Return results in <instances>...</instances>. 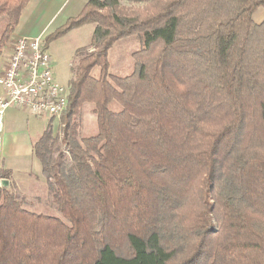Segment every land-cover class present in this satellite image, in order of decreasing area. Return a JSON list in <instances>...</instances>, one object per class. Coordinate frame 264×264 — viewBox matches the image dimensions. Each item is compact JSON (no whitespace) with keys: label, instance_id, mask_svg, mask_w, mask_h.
<instances>
[{"label":"trees","instance_id":"1","mask_svg":"<svg viewBox=\"0 0 264 264\" xmlns=\"http://www.w3.org/2000/svg\"><path fill=\"white\" fill-rule=\"evenodd\" d=\"M30 1L0 0V55ZM260 8L89 0L70 18L51 38L92 25L95 50L73 60L62 143L51 123L33 142L50 212L0 188V264H264ZM133 36V71L112 74V47Z\"/></svg>","mask_w":264,"mask_h":264},{"label":"rangeland","instance_id":"2","mask_svg":"<svg viewBox=\"0 0 264 264\" xmlns=\"http://www.w3.org/2000/svg\"><path fill=\"white\" fill-rule=\"evenodd\" d=\"M33 1L35 0H31L29 2L24 12H26L27 8L29 10V6L31 5L30 3ZM88 1L89 0H71L69 5L67 4L68 7L64 10V12H61L54 24L52 23L48 30L41 35V45L53 60V67L57 80L67 88H69L70 80L73 77L71 66L78 51L82 50L80 52L81 54H90L95 50L93 47L89 48L94 32V26L85 25L73 28L60 37H56L54 39L51 37L62 27L66 26V24L69 23L70 18L77 17L82 12ZM123 7L126 10L132 11L143 9L145 8V5L124 3ZM260 14L264 17V8H260L255 12L254 17L256 20H258V16ZM2 24L3 22L0 21V26H2ZM18 26L16 27V30L12 34L10 40L5 44L0 56H7L10 54V48L15 39H17L15 37L16 32L18 31ZM141 48L142 43L136 36L122 39L114 44L109 54L111 64L110 72L118 76H127L131 74L134 68V54L140 51ZM26 114L27 115L20 114L19 122H17V128L14 133V140L16 143L15 149L13 151L11 150L10 153H8V148L4 150V153H7V166L13 169V175L15 178V181L11 184V186H13L12 192L17 197L26 199L28 203L32 205L28 206L24 204L25 208L35 212L49 213V208H51V199L47 187L45 184H42L45 183L42 182L45 181V179L43 178L41 164L32 152V144L50 123L53 125L55 134L59 133V139L62 143V117H55L53 119L51 117H47L46 119H43L28 113ZM82 116L83 134L87 136L95 134L97 132L96 117L91 112L90 105L85 106ZM62 149L64 152L66 151L63 145ZM20 198H18L19 201Z\"/></svg>","mask_w":264,"mask_h":264},{"label":"built area","instance_id":"3","mask_svg":"<svg viewBox=\"0 0 264 264\" xmlns=\"http://www.w3.org/2000/svg\"><path fill=\"white\" fill-rule=\"evenodd\" d=\"M41 41V36L18 37L10 54L0 56V169L8 109L61 118L68 108L69 88L57 80L53 60Z\"/></svg>","mask_w":264,"mask_h":264},{"label":"crops","instance_id":"4","mask_svg":"<svg viewBox=\"0 0 264 264\" xmlns=\"http://www.w3.org/2000/svg\"><path fill=\"white\" fill-rule=\"evenodd\" d=\"M71 0H35L31 2L29 6V10L27 8L26 12L23 13L21 23L18 26V31L16 32V37H38L44 34L50 25L57 20L58 16H60L61 12L68 7L69 2ZM68 4V5H67ZM255 16V15H254ZM263 15L260 14L258 16V20L254 17V20L258 23L264 20ZM20 114H26L25 111L19 108H10L6 112L5 116V134L3 140V161L2 168L4 171H9L11 173V184L15 181L13 175V169L7 166L6 154L4 153L7 148L8 153L15 149V130L17 126V122H19ZM43 118V117H40ZM46 119V118H43ZM35 141V140H34ZM5 144V145H4ZM32 152H33V144H32ZM0 169V170H1ZM40 181V180H39ZM45 182V181H42ZM18 183V182H16ZM37 183V182H36ZM45 184V183H42Z\"/></svg>","mask_w":264,"mask_h":264},{"label":"water","instance_id":"5","mask_svg":"<svg viewBox=\"0 0 264 264\" xmlns=\"http://www.w3.org/2000/svg\"><path fill=\"white\" fill-rule=\"evenodd\" d=\"M11 187V181L9 179H0V188L3 190H9Z\"/></svg>","mask_w":264,"mask_h":264}]
</instances>
